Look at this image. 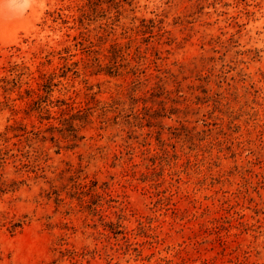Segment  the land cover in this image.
<instances>
[{"label":"rangeland","instance_id":"374dc122","mask_svg":"<svg viewBox=\"0 0 264 264\" xmlns=\"http://www.w3.org/2000/svg\"><path fill=\"white\" fill-rule=\"evenodd\" d=\"M0 264H264V0H0Z\"/></svg>","mask_w":264,"mask_h":264}]
</instances>
